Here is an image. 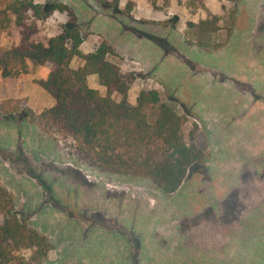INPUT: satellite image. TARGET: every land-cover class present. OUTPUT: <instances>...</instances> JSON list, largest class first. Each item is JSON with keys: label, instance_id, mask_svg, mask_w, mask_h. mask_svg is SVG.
<instances>
[{"label": "rangeland", "instance_id": "374dc122", "mask_svg": "<svg viewBox=\"0 0 264 264\" xmlns=\"http://www.w3.org/2000/svg\"><path fill=\"white\" fill-rule=\"evenodd\" d=\"M34 1L71 6L81 51L109 41L136 76L129 101L155 89L205 155L165 194L148 178L68 160L27 123L26 99H10L0 114V180L17 216L52 241L46 264H264V0ZM212 17V34L190 26ZM67 20L54 11L40 34ZM17 41L15 28L0 30V48ZM36 67L28 91L44 107ZM88 85L104 94L96 75Z\"/></svg>", "mask_w": 264, "mask_h": 264}, {"label": "trees", "instance_id": "16d2710c", "mask_svg": "<svg viewBox=\"0 0 264 264\" xmlns=\"http://www.w3.org/2000/svg\"><path fill=\"white\" fill-rule=\"evenodd\" d=\"M2 3L0 30L15 28L18 41L0 48L1 76L18 77L28 73L29 65L49 71L37 84L54 103L39 113L27 106L23 111L27 123L56 141L75 164L111 175L148 178L163 193L175 192L188 168L205 158L192 134L187 140L185 118L176 106L163 101L155 89L140 90L131 103L135 74L114 60L117 52L105 39L90 52L81 51L83 36L71 6L46 7L34 0ZM54 11L64 13L67 24L53 35H41L40 26ZM216 21L212 17L190 26L206 36L217 30ZM74 59L80 61L76 68L71 67ZM90 75L97 76L103 95L88 85ZM11 102H0V114ZM52 250L45 234L17 216L14 197L0 180V264H46Z\"/></svg>", "mask_w": 264, "mask_h": 264}, {"label": "crops", "instance_id": "0c3cea01", "mask_svg": "<svg viewBox=\"0 0 264 264\" xmlns=\"http://www.w3.org/2000/svg\"><path fill=\"white\" fill-rule=\"evenodd\" d=\"M35 74L40 72L42 76L40 79H45L48 74V69L43 66H37L35 69ZM31 74H21L18 77L15 78H3L1 76L0 72V102L7 100V99H26L27 105L35 112H40L43 108L51 107L54 103L52 97L46 93H44V90L41 89V97L43 96L45 99H47L48 104L46 106H42L40 103L36 102V99L31 95L29 90V80L33 77L30 76ZM91 76V75H90ZM88 76V79L90 78ZM33 90H35V87H32ZM95 88V86L91 87ZM43 90V91H42Z\"/></svg>", "mask_w": 264, "mask_h": 264}]
</instances>
